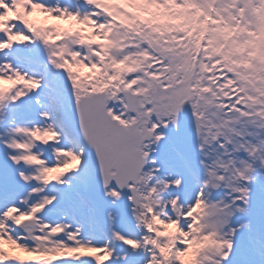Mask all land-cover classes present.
<instances>
[{"label": "snow or ice", "instance_id": "snow-or-ice-1", "mask_svg": "<svg viewBox=\"0 0 264 264\" xmlns=\"http://www.w3.org/2000/svg\"><path fill=\"white\" fill-rule=\"evenodd\" d=\"M17 7L0 0V264L45 246L80 253L51 264H264V96L233 59L264 0H174L171 28L125 25L123 48L94 0ZM106 59L118 83L97 90Z\"/></svg>", "mask_w": 264, "mask_h": 264}, {"label": "rangeland", "instance_id": "rangeland-1", "mask_svg": "<svg viewBox=\"0 0 264 264\" xmlns=\"http://www.w3.org/2000/svg\"><path fill=\"white\" fill-rule=\"evenodd\" d=\"M106 1L111 2L113 4L116 3L115 0H106ZM140 1H143L146 4V0H132V2H133L132 5L136 6L137 3L139 4ZM26 2H27V0H16L18 7H17L15 15H17L21 19L25 18L23 6L25 5ZM79 2H80V0H73L74 5L79 6ZM94 2L96 3L98 8L102 9L99 5L98 0H94ZM173 5H174V0H163L162 5L159 4L155 8L153 7L152 9L147 10L146 13H148V15L146 17L145 16L142 18L136 17V19L139 21V24H142L144 20H148L156 28H162V29L171 28L172 25H170V24H172V21L170 23L169 18L166 19L164 17L163 13L165 11H163V10H164V7L169 8V6L170 7L172 6V8H170V9H172L170 14L172 15L173 18H174V16L176 17L174 19H180L181 18V12L179 10H174ZM168 10L169 9H167V11ZM102 11L104 13H107L104 9H102ZM167 14L169 15L168 12H167ZM109 16H111L112 19L108 22L107 27L104 28L103 30L106 33H111L112 38L117 42V44L119 45L120 48H123L125 46H129L126 43L128 41L127 38L124 40L123 43H119L117 40V36L112 34V30H115L113 28V26H114V23L116 22V19L112 15H109ZM168 20H169V24H168ZM181 22L182 23H188L187 21H183V20ZM5 25H6V20L4 19V17L0 16V26H5ZM253 25H254L255 34L253 36H249L247 33L241 32L240 36H239V41L246 40L247 38H249V39L255 38L258 35L264 41V33L261 34L262 31L264 30V7L258 8L256 10V18L253 21ZM131 32L132 31L130 29L126 30V28H124L123 34H128L130 37ZM112 51H116V44L112 45ZM106 60L103 61L102 65H101V70L98 71L94 76H92V79L94 78V80H92L90 78V81H89L90 83L93 84V86L97 90H98V87L101 88L100 90H102V89L106 90L107 88H114V87H116V83H118V82L112 81L111 76L109 75L110 72H108V73L106 72V70H107V68H106L107 61ZM121 71H123V69H121ZM41 252L43 253V255L47 254V257L49 259H50V257L55 259L59 256H78V255H80V253L76 252L75 250L64 248V247L47 248L45 246V247L41 248ZM6 258H7L6 255L0 256V259H6Z\"/></svg>", "mask_w": 264, "mask_h": 264}, {"label": "trees", "instance_id": "trees-1", "mask_svg": "<svg viewBox=\"0 0 264 264\" xmlns=\"http://www.w3.org/2000/svg\"><path fill=\"white\" fill-rule=\"evenodd\" d=\"M120 3V5H115L113 6L114 8H116V12L118 14L119 17L121 16H125L126 19L130 18V17H139L142 18L144 16H142V13H146L147 10H150L151 8H153V6H157V0H149L148 1V5H146L143 1H140L139 4L137 3V5L133 6L132 5V0H118ZM153 4V6L150 5ZM122 5V7H121ZM171 7H165L163 11H165L163 13L164 17L167 19L169 18L170 23L171 21L176 18L174 16V18L172 17ZM167 9H169L167 11ZM167 12L169 13V15L167 14ZM131 19V18H130ZM131 20H136V19H131ZM169 20H168V24H169ZM139 24V23H138ZM173 26V24H170ZM121 31H119V37H124V34L120 33ZM264 33V30L262 31L261 34ZM239 36L236 37L235 39H237L239 41ZM246 40H251L252 42L250 44L247 45V47L245 48V50L242 53H239L237 56H234L233 59H237L240 57H243L244 59H246L247 61H249V63L247 64H240L237 66V71L246 78V82L248 83L249 87L253 89V91L256 93V95L249 97L250 103L252 104H256L260 102L259 97L260 96H264V41L258 36H256L255 38H247ZM245 40H241L239 41L240 43H243ZM110 61L108 60L107 65H109ZM109 70H111V68L108 67ZM184 264H192V262L189 261H185Z\"/></svg>", "mask_w": 264, "mask_h": 264}]
</instances>
